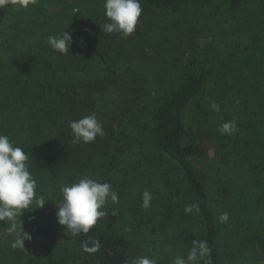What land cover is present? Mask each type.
I'll list each match as a JSON object with an SVG mask.
<instances>
[{"label":"trees","instance_id":"16d2710c","mask_svg":"<svg viewBox=\"0 0 264 264\" xmlns=\"http://www.w3.org/2000/svg\"><path fill=\"white\" fill-rule=\"evenodd\" d=\"M242 1L140 0L142 16L135 35L143 36L140 24L151 13L189 16L201 12L205 16L203 12L210 10L209 18L229 13L235 19ZM58 8L64 10V16L68 11V16L48 14L44 23L51 25L39 30L46 31L42 41L35 34L44 12L41 7L26 12L21 26L14 29L9 25L5 32L0 28V134L7 135L28 155L37 195L59 184L76 183L87 172L106 176L108 171L103 173L102 167L118 161L115 151L120 154L126 141L128 150L131 152L132 147L137 156L133 180L145 178L149 182L141 190L133 188L130 213L124 220L119 217L123 224H131V233H141L152 222L149 209L142 207V194L158 181L162 191L170 195L169 218L177 222L171 242L175 249H181L183 257H187L194 240H205L211 253L201 264H224L218 211L211 206L214 202L220 214L226 212L232 221L236 217V223H243L237 224L240 228L235 235L231 232L230 240L239 249L226 251L227 255L238 256L244 250L264 264V59L258 58L264 53V44L261 47L255 36L252 47L248 42L247 49L240 48L237 53L214 54L204 61L193 56L179 73L170 75L174 76L167 83L158 70L133 59L130 37L105 33L97 25L100 19L108 22L104 0H61ZM65 31L72 36L66 55L47 43L49 35L59 36ZM177 59L181 58H171ZM165 61L169 64V58ZM162 68L166 72L167 66ZM159 83L164 88L157 86ZM213 84L218 87L217 94L207 96L206 90L211 91ZM242 89L248 92L245 99L240 98L243 118H252L249 113L253 112L260 124L254 127L242 121L236 133L221 134L219 128L230 120V114H222L225 106L220 96ZM212 103L219 105V112L211 109ZM252 105L256 111L251 110ZM146 112L148 117L143 119ZM190 113L193 116L187 119ZM91 114L97 116L106 135L93 143L74 144L69 121ZM200 119L212 125L210 135ZM111 121H117V139V131L109 130ZM249 130L251 136L246 134ZM256 131L259 134L254 138ZM206 134L216 140L214 145L209 143L212 151L209 144L203 145ZM202 151L209 155L202 157ZM207 184L213 187V197ZM113 189L118 196L122 194L119 185ZM60 194L61 189L57 196ZM257 202L262 204L259 229L246 222L250 216L244 213ZM196 203L199 212H184L186 205ZM24 211L17 219L33 239L26 240L24 248H13L15 234L2 235L0 264H132L131 238L112 230L107 216L88 234L73 237L66 226L57 223V216H50L48 207L36 209L33 205ZM4 225L8 226L7 222L0 221V228ZM89 238L100 241L95 254L82 250V242ZM31 248L38 250L35 257L30 255Z\"/></svg>","mask_w":264,"mask_h":264},{"label":"rangeland","instance_id":"374dc122","mask_svg":"<svg viewBox=\"0 0 264 264\" xmlns=\"http://www.w3.org/2000/svg\"><path fill=\"white\" fill-rule=\"evenodd\" d=\"M19 3L20 0H10V6L6 8H0V28L3 29V32L9 28V25H11L14 29L19 25L21 26L24 23L22 16L26 12L32 11L37 7H41L44 12L41 15L42 21L39 23L35 34L38 36L37 40L42 41L41 35L46 31L39 30L45 29L44 26L48 25L44 23L45 17L48 14H53L55 16L60 15L61 17L68 16V11L64 16V10L58 8L60 6L61 0H36L35 4H30L27 8L19 7ZM235 10L237 11L236 7ZM16 11L20 12L17 13ZM203 13L205 16H203L201 12H192V14L189 16L186 14H148L146 21L142 22L141 24L139 23L140 27L143 29V36L137 37L135 32L130 36L131 44L129 47L133 51V59L136 60L138 58V60H141V62L144 61L145 64L152 70H158L160 75H165V81L168 83L174 76L170 75L173 72L179 73V70L183 68L182 66H184L193 56H196L199 60L204 61V58L207 56L212 57L214 54L219 56H227L230 53H237V50L240 48L247 49L248 42L250 45V42L255 39V36L257 37L256 40L259 41V45L263 47L264 0H243L240 5V10L237 12L239 15L235 19L229 13L224 12V14L214 15L212 18H209V15L211 14L210 10H207ZM86 17L88 20L89 16ZM100 20V22H97L98 24H95L99 25L102 29L106 22L104 21L105 19ZM21 21L23 22L21 23ZM119 35L122 38L123 35ZM161 37L163 41H161ZM252 46L253 44L249 47ZM252 54H255V52L252 51ZM263 54H261L258 58L264 59ZM177 56H179L181 59H177V61L171 60V58ZM167 58H169V64L165 61ZM163 66H167L166 72L162 68ZM217 66L219 67L220 65L217 64ZM152 70L148 73L150 74ZM153 82H157V80ZM160 85L161 84L159 83L157 86ZM161 86L164 88L163 85ZM217 88V85H211V91L206 90V95H216ZM34 90L36 91V89ZM124 91H127V89ZM247 94L248 92L242 89L238 93L229 90L227 96H220L224 97L221 103L222 106H225L222 114L229 113V121H233L235 119L234 121L236 122V125H238L237 128L240 127V123L242 121H247L254 127H257L260 124L259 117L254 115L253 112L249 113V117H252L250 119H246V115L244 118L242 116L240 110L242 107V101L240 98L245 99V95ZM254 101H257V98ZM256 109V105L251 106V110L256 111ZM101 116L102 119H106L105 117L107 114L103 113ZM192 116L193 114L190 113L186 118L191 119ZM147 117L148 112L144 113L143 119H146ZM107 119L105 120V123H107ZM199 122L201 126L206 129L205 132L210 135L209 132L213 130L210 122L206 121L205 119H200ZM109 124V130H113L115 132L118 130L117 121H111ZM251 133L252 130L246 132L248 136H251ZM118 134L119 131L115 133L114 137H116V139L118 138ZM124 134H126V131H124ZM258 134V131H256L255 135H252L254 138H256ZM203 141L204 147H206V144L210 143L214 145L216 142V140L214 142L212 138L208 137L207 134L203 138ZM210 144L209 150L212 151V146ZM122 147L123 148L119 149L120 154L115 151L117 156L116 160L118 161H115V163L109 162L107 164V168L104 166L102 167L104 170L103 173L108 171L106 176L98 174L92 175L90 172H87L85 177L97 180L100 183L107 182L108 178L110 181L108 183L112 184V186L119 185V190L122 191V194L119 196V203L114 204L109 200L105 208L102 210L108 213L107 217H109L108 219L112 230L123 233L128 238H131V263L138 257L147 256L155 259L157 264H172V261L175 259V257H183L184 254L181 249H175V246H173L171 242L174 240V232L177 222L176 218H169L170 198L168 197L170 195L167 194L168 191H165L164 189L163 191L166 193L162 191L158 181L152 182L153 184H151L148 190L152 194L151 207L149 208V217L152 219V222L148 226L143 227L141 233L140 231H137L135 234L131 233V224H123L119 219V217H122V219L124 217H128L130 213V209L133 206V188L141 190L144 188V185L147 187L149 186V182L146 181L145 178L143 181L133 180V162L137 156L133 154L132 147V153L128 150L127 147L129 146L126 144V141H124V145ZM202 155V157L205 155L208 156L209 153H204L202 151ZM204 170L205 169L203 168V173H205ZM207 185L209 191L212 190L211 194L213 197V187H211L209 184ZM62 187L63 185L59 184L53 190L47 188L44 195H41L44 197L46 202L44 208H49V214L53 217V219L58 211V204L63 202L62 196L61 199H59L61 194L57 196L59 189ZM259 203L260 202L255 203L254 207L244 212L250 216V218H246V222L248 221L251 223L256 229H259V224L261 223L259 217L262 213V208H260L262 204L259 205ZM211 206L214 207L216 211H218L219 217V208L215 207L214 202H211ZM113 213H115L114 216ZM234 220H237V218L234 217L233 221L230 219V222L227 223H220L218 220L221 226V250L224 256V264H263L262 260L257 257L248 256L249 254H245L244 250H242L241 255L238 256L234 255L233 257H230L227 255L226 251L235 253L236 248H238L237 245L234 244L232 240H230L232 239L231 232L234 231L235 235V233L239 231L240 228L239 227L237 229V224H241L240 222L236 223L237 221ZM7 228V225H4L0 228V238L2 235L8 237ZM247 247L252 246L248 244ZM30 250L32 251L30 255L35 257L36 254L34 252L38 250L33 251L34 248H31ZM247 251L249 252V250Z\"/></svg>","mask_w":264,"mask_h":264},{"label":"clouds","instance_id":"9594fccd","mask_svg":"<svg viewBox=\"0 0 264 264\" xmlns=\"http://www.w3.org/2000/svg\"><path fill=\"white\" fill-rule=\"evenodd\" d=\"M36 0H20L19 7L27 8L35 4ZM10 6V0H0V8ZM105 16L108 20L103 25L105 33H119L124 37H130L136 31L142 7L140 0H104ZM47 43L51 49L68 54L72 36L65 31L59 36L49 35ZM211 109L220 111L216 103L211 104ZM69 127L73 136V143L89 144L95 142L97 137L103 138L106 133L102 123L95 114L85 115L78 120L69 121ZM219 131L221 134L232 135L238 131L236 122H224ZM29 157L25 151L16 146L7 135L0 134V221L8 224L7 231L15 234L12 243L13 248H24V242L31 241V234L25 232L24 223L18 222L24 210L35 205L36 209H43L46 202L43 196L36 192L37 181L30 172ZM63 202L58 204L56 213L57 223L66 226L67 232L75 237L80 234H88L97 226L98 221L108 213L102 209L110 200L119 203L118 193L108 182L100 183L88 177L81 178L78 182L65 185L61 188ZM152 194L145 190L142 194V207H151ZM199 212V204L186 205L184 212L191 214ZM115 213H113V216ZM228 213H221L218 217L220 223L229 221ZM91 245V246H90ZM101 247L98 239L82 242V250L88 254H95ZM211 249L205 240H194L187 257L177 256L172 264H201L210 256ZM132 264H157L155 259L147 256L136 258Z\"/></svg>","mask_w":264,"mask_h":264}]
</instances>
